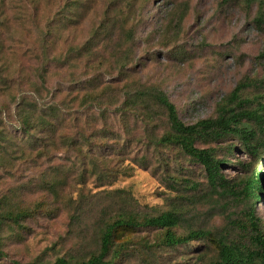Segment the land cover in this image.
Segmentation results:
<instances>
[{"label": "trees", "instance_id": "16d2710c", "mask_svg": "<svg viewBox=\"0 0 264 264\" xmlns=\"http://www.w3.org/2000/svg\"><path fill=\"white\" fill-rule=\"evenodd\" d=\"M39 1L0 0V22L24 16L28 20ZM141 1L57 0L52 15L34 26L33 51L38 50L37 60L43 62L35 68L40 86H35L36 82L31 85L30 97L10 99L16 117L13 131L19 132V137L4 125L2 110L7 109V104L0 106V175L1 171H13L18 160L34 163L45 159L49 165L27 184L0 191V264L7 259L10 264H134L131 259L138 246L150 252L146 256L152 258V264H264V218L255 210L256 203L264 198V78H242L216 102L212 115L194 123L182 121L175 104L158 86L128 83L118 88L104 83L103 73L110 75L114 69L123 80L141 60L135 54ZM248 2L256 5L250 23L263 31L264 0ZM165 13L170 16L166 26L171 19L177 17L180 21L184 15L181 7ZM91 14L86 39L81 44H70L59 56L51 55V47L61 32L75 28ZM170 51L180 60L190 54L181 45ZM50 55L60 65L85 61L86 66H93L90 76L79 83L74 81L78 83L75 92L85 90L80 97V114L71 111L66 100L54 98L56 87L46 85ZM3 59L0 40V85L9 93V76L4 74L8 62ZM256 59L264 60V47ZM43 90H47V97L37 101L36 95ZM91 108L92 112H84ZM114 118L120 122L119 129L113 128ZM137 125L143 132L134 135ZM144 138L153 147L164 146L168 154L172 153L169 159H159L157 165L172 192L166 208L154 212L128 208L125 205L132 198L125 189H114L103 198L94 194L90 199L80 189H72L83 184L85 175H91L99 184L115 178L118 172L108 165L105 150L118 148L119 143L128 149ZM60 151L73 152L66 166L50 163L49 159ZM236 152L245 157L235 159L234 165L241 171L230 177L224 169L231 164L229 156ZM139 159L145 161L146 155L141 154ZM195 169L202 180L193 177ZM35 192L42 197L27 201L28 194ZM206 197L223 205L234 203L239 209L225 214L222 227L185 224L186 204ZM109 202L118 208L109 210ZM59 210L67 212L71 226L90 228L92 238L77 241L75 252L57 253L51 260L20 262L9 258L6 240L21 237L27 219L53 216ZM142 229L153 230L155 240L133 246L135 233Z\"/></svg>", "mask_w": 264, "mask_h": 264}, {"label": "rangeland", "instance_id": "374dc122", "mask_svg": "<svg viewBox=\"0 0 264 264\" xmlns=\"http://www.w3.org/2000/svg\"><path fill=\"white\" fill-rule=\"evenodd\" d=\"M56 1L40 0L36 12L28 20L24 16L21 20L14 17L0 22L5 24L0 29V40L6 58L3 61L8 62L4 74H7L10 80L9 93L0 85V106L3 103L7 104V109L2 110L3 122L6 128L18 137L20 133L13 131L16 117L13 112L14 102L11 103L10 99L14 96L30 97L31 85H35L36 82L35 86H40L35 68L40 67L43 62L37 60L38 50L33 51L36 49L33 30L34 26L47 20L46 16L52 15ZM140 3L138 12L141 22L137 25L135 33V54L141 60L134 70L127 72L128 76L123 80H119L120 77L114 69L110 75L103 73L104 83L118 88L128 83L132 86L134 84L158 86L175 104L182 121L194 123L198 119L212 115L216 102L242 78H264V60L256 59L264 47V30L255 29L250 23L256 5L249 3L248 0L230 4L221 3V0H143ZM179 7L183 9V18L178 21L175 17L166 26L170 16H166L165 10L172 11ZM99 8L100 6L96 9L97 12ZM28 10L32 13L31 8ZM11 13L12 10L10 16ZM92 17L91 14L75 28L62 31L59 40L51 47V55L63 54L70 44H81L88 35ZM180 45L190 50L188 57L182 60L170 53L172 52L170 49ZM51 55L47 61L49 66L47 71H50L47 73L46 85L49 88L56 87L54 98L66 100L68 108L80 114L78 112L82 109L80 97L85 90L79 89L75 92V86L90 76V71L94 68L90 64L86 66L85 61H79L75 65H60L52 61ZM75 80L78 83L74 82ZM47 95V90H43L40 95H36V99L43 101ZM74 96L77 99L73 98ZM70 99L73 100L70 102ZM93 110L91 108L84 112ZM130 121L133 122L132 119ZM113 125L115 129L121 126L119 120L115 118ZM160 130L155 129L156 132ZM142 132L140 126H134V135ZM122 144L119 143L118 148L114 149L109 147L104 152L107 153L108 165L118 172L115 178L99 184L91 175H85L83 184L74 185L72 189H80L89 199L94 194L99 196L97 198H103L114 189H125L132 198L129 205L124 204L128 208L153 212L166 208L172 192L163 170L157 165L159 159H169L172 153L169 151L168 154L164 146L153 147L145 138L133 142L128 149H124ZM61 146L57 143L58 148ZM141 154L146 155L145 161L139 159ZM72 156L73 152L60 151L49 160L51 164L62 167L71 162ZM244 157L241 152L229 156L231 164L226 166L224 172L230 177L240 174L241 170L235 167L234 161L236 158ZM48 165L49 161L45 159H39L34 163L18 160L13 171L11 169L1 171L0 191L27 184L46 170ZM192 172L196 180H202L197 169ZM28 195L27 201L42 197L38 196L37 192ZM109 203V210L114 211L118 208V205ZM222 203L206 197L198 203L186 204L185 224L205 228L224 226L225 214L235 213L239 207L231 202L224 205ZM255 210L264 218V198L256 203ZM25 222L26 229L22 230L21 237L7 239L5 245L9 258L20 262L51 260L57 253L75 252L77 249L73 246L77 241L86 242L92 238L90 228L70 225L65 210H59L53 216L36 215ZM144 240L149 242L155 240L154 231L151 229L137 231L133 246L141 244ZM138 247V252L132 257L131 262L152 264L154 262L152 258L146 256L150 252L141 246ZM156 258L164 260L163 257ZM3 264L10 262L7 259Z\"/></svg>", "mask_w": 264, "mask_h": 264}]
</instances>
